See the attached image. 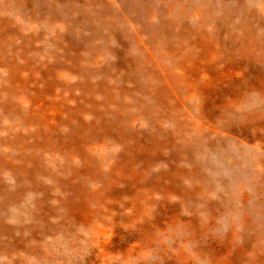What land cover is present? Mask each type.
<instances>
[{
  "label": "rangeland",
  "instance_id": "obj_1",
  "mask_svg": "<svg viewBox=\"0 0 264 264\" xmlns=\"http://www.w3.org/2000/svg\"><path fill=\"white\" fill-rule=\"evenodd\" d=\"M259 1L174 37V0H0V264H264ZM173 107L224 173L157 133Z\"/></svg>",
  "mask_w": 264,
  "mask_h": 264
},
{
  "label": "bare ground",
  "instance_id": "obj_2",
  "mask_svg": "<svg viewBox=\"0 0 264 264\" xmlns=\"http://www.w3.org/2000/svg\"><path fill=\"white\" fill-rule=\"evenodd\" d=\"M166 1V6L168 5V3H169V1L170 0H165ZM244 0H181L180 1V3H179V5H178V3H177V0H174V2H172V8L171 9H169L168 8V11H166L167 12V20L166 21H169L170 22V32H171V34L175 37V33L177 34V37H181V36H183L184 35V37H185V32H184V29H182L181 31H180V33L182 34V35H179L178 34V32L175 30V28L174 27H176V28H183V26H185L186 25V21L188 20V18L189 17H191V18H194V19H197V18H199V19H201L202 20V24L203 25H208V24H211V26H215V25H217L216 23H217V20H220V17H218V14L219 13H223L225 16H228V17H231V16H235V14H234V12H233V10H236V11H238V12H236V13H238V15L239 14H243V16H246V15H248V14H251V12H248V11H246L248 8H246V7H244V6H242V2H243ZM259 1V0H258ZM225 2L228 4V3H233V5H235L232 9H230L228 6H227V4L225 5ZM231 3V4H232ZM246 3V2H245ZM259 4H258V6H261L262 8H260L261 10H264V0H260L259 2H258ZM231 10V11H230ZM250 11V10H249ZM253 11V10H252ZM264 12V11H263ZM254 13V12H253ZM222 14V15H223ZM262 14V13H261ZM165 19V18H164ZM247 19V18H246ZM259 21V20H258ZM236 22V21H235ZM183 23V24H182ZM185 23V24H184ZM181 24H182V26H181ZM262 24V23H261ZM249 24H248V22H244V20H242V22H241V24H240V29L242 30L241 32H242V39H243V42H244V45L245 46H247L248 48H250V47H252L250 44H251V41L249 40L248 41V38H246L249 34H250V29H249V26H248ZM200 32H202L203 33V35H206V34H204V30L202 29V30H200ZM240 32V33H241ZM211 36V35H210ZM207 38H208V36H207ZM203 39V37H201V41H199L201 44H199V42L197 43V46H196V49L198 48V50H200L201 48L200 47H202L203 46V49H205L206 48V46H207V44L208 43H206L204 40H202ZM214 40V39H213ZM248 41V42H247ZM188 42V41H187ZM181 44H182V42H181ZM185 44V43H184ZM183 44V45H184ZM188 46H190V44H189V42H188V44H187ZM187 45H186V47H187ZM262 45L264 46V41L262 42ZM179 46H180V44H179ZM183 47V46H182ZM262 48H264V47H262ZM187 49V48H186ZM251 49V48H250ZM209 50V49H208ZM180 51L179 50H176L175 48H174V51H171V53H169V54H172L171 56H175L176 54H178ZM183 54V53H182ZM184 54H186V53H184ZM197 54V53H196ZM259 54V53H258ZM194 55V54H193ZM181 56H183V55H181ZM165 57V56H164ZM167 57V56H166ZM169 58V57H168ZM184 58H185V56L182 58L181 57V59H180V61H179V63L177 64L178 65V68H181L182 70H183V73H185V70H186V65L188 66V64L190 63L189 62V60L188 61H186V60H184ZM186 58H187V55H186ZM184 62L186 63V64H184ZM184 64V65H183ZM173 66L175 65V64H172ZM175 68V67H174ZM177 68V67H176ZM174 75V74H173ZM172 75V76H173ZM168 77V76H167ZM174 77V76H173ZM180 77V82L182 83V85L186 88V90H185V95L186 96H188L187 95V92L189 91V90H191L192 89V86L191 85H189L188 84V82H187V78H186V75L185 74H182V75H180L179 76ZM152 79H154L153 78V76H152ZM157 79V78H156ZM176 79H177V77H176ZM147 80V79H146ZM146 80H144V81H146ZM175 92V91H174ZM185 96V97H186ZM19 99H21V98H19ZM174 99V98H173ZM182 103V102H181ZM22 104V103H21ZM186 105V104H185ZM185 107V106H184ZM191 107V106H190ZM134 108V107H133ZM179 108V107H178ZM188 108V107H187ZM174 109V111H172V113L174 114V115H176L175 117L176 118H178V119H176V121L174 122V128H175V130H174V132L173 131H170V132H166V130H165V132L162 130H160L159 132H157V133H159L160 135H164V138L166 139V135L165 134H167V133H171L170 135H174V137L173 138H175L176 140H180V142H181V144H183V146H185V147H189V148H193L194 150H195V153H196V155H197V158L198 159H200V160H203L202 159V156H204V157H208V155L209 154H212V158H214V159H217L218 158V153L217 152H212L211 151V148H214V145L213 144H210V143H208V142H206L205 141V144L204 145H201V142H202V140H203V138H205L206 136H207V134H208V131H207V129L205 128V126L201 123V121H199L198 123H197V125L196 126H192V127H189V125H188V123H185V119H186V114L184 113H180V112H176L177 111V108H175V107H173L172 108V110ZM179 109H181V108H179ZM185 111V110H184ZM189 113V112H188ZM170 115V114H169ZM163 116V115H162ZM164 117V116H163ZM166 117V116H165ZM174 117V118H175ZM199 118V117H198ZM197 118V119H198ZM157 122V121H156ZM168 122V121H167ZM161 122L159 121V124H160ZM264 123V122H263ZM259 125V127L261 126L260 124H258ZM162 127V126H161ZM193 132V133H192ZM173 133H175V134H173ZM179 133H181L180 135H178ZM184 135H183V134ZM211 133H213V132H211ZM179 136V137H178ZM187 136H189V137H186ZM181 137H183V138H181ZM189 138V139H188ZM191 138H193V139H191ZM249 137H247L246 139H248ZM169 139H171L170 137L169 138H167L166 139V142H169ZM187 140V143H194V142H196L197 143V146H190V145H187L186 144V141L185 140ZM229 139V138H228ZM237 139V141H241L240 140V138H236ZM250 139H252V141L253 142H257V143H259V144H261V143H263V138L262 137H255V136H251V138ZM232 140V139H231ZM235 140V139H234ZM228 140L226 139L225 140V142L224 143H228L227 142ZM165 142V143H166ZM173 142V141H172ZM242 143V142H241ZM240 143V144H241ZM229 144V143H228ZM227 144V145H228ZM235 144H236V141H235ZM200 146H201V148H200ZM223 146H224V144H223ZM235 146H237L238 147V145H235ZM234 147V146H233ZM200 148V149H199ZM226 149V148H225ZM230 149V148H229ZM199 150V151H198ZM241 150V149H240ZM239 150V151H240ZM255 157V156H254ZM257 158V157H256ZM231 159V158H230ZM226 160H228V158H226L225 156H222L219 160H218V162L219 163H222V164H225V162H226ZM252 160V159H251ZM217 162V161H216ZM203 167H201L202 169H200V170H205V168H209L210 170H212V171H214V172H219L220 174L222 173V172H220V171H223V170H225L224 168H222L221 167V165H219L218 163L216 164V166H207L206 165V162L203 160ZM0 164L2 165V163L0 162ZM19 167V166H18ZM225 171H223V173H224ZM219 173H217V174H219ZM177 177V176H176ZM119 179V178H118ZM207 180L208 179H206V178H204L203 180H202V184H201V190H202V192L200 191L198 194L200 195V196H207L206 195V192H207V190L208 189H211V184H209L208 182H207ZM112 182H114V181H116V183L118 182L116 179H112L111 180ZM200 186V185H199ZM206 187V188H205ZM205 188V189H204ZM196 189H197V187H196ZM207 189V190H206ZM198 190V189H197ZM196 190V191H197ZM214 191V190H213ZM231 197V196H230ZM206 198V197H205ZM225 199V198H224ZM231 201V200H230ZM8 202H9V200H8ZM148 203V202H147ZM146 203V204H147ZM6 204H8V203H6ZM150 204V203H149ZM148 204V205H149ZM151 205H152V203H151ZM107 210V209H106ZM115 210V209H114ZM145 210H147L146 209V207H145ZM144 210V211H145ZM108 211V210H107ZM112 213V212H111ZM115 214V213H114ZM85 231V230H84ZM74 241V240H73ZM181 241V240H180ZM178 243V242H177ZM182 251V250H181ZM194 256V255H193ZM193 259V258H192ZM199 264V263H198Z\"/></svg>",
  "mask_w": 264,
  "mask_h": 264
}]
</instances>
